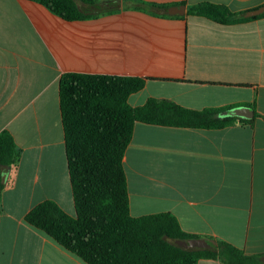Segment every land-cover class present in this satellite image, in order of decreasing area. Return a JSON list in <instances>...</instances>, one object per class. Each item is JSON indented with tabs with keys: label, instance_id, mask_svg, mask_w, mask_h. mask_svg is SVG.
Wrapping results in <instances>:
<instances>
[{
	"label": "crops",
	"instance_id": "crops-1",
	"mask_svg": "<svg viewBox=\"0 0 264 264\" xmlns=\"http://www.w3.org/2000/svg\"><path fill=\"white\" fill-rule=\"evenodd\" d=\"M96 1L99 16L69 22L33 1L0 0V134L22 151L1 195L0 264H85L25 221L47 200L76 216L60 108L65 73L147 79L133 107L150 98L197 111L254 106L252 125L136 123L123 163L133 217L170 213L188 234L264 255V17L221 25L188 14L201 3L246 14L264 0ZM126 1L186 13L166 18Z\"/></svg>",
	"mask_w": 264,
	"mask_h": 264
},
{
	"label": "trees",
	"instance_id": "trees-1",
	"mask_svg": "<svg viewBox=\"0 0 264 264\" xmlns=\"http://www.w3.org/2000/svg\"><path fill=\"white\" fill-rule=\"evenodd\" d=\"M39 3L65 21L99 16L96 0H28ZM114 6V2H109ZM125 6L153 15L168 14L171 5L126 1ZM115 7V6H114ZM188 14L221 25H234L264 17L246 18L224 5L201 3ZM147 79L110 75L65 73L60 78V108L65 147L76 216L66 213L56 202L44 201L34 207L25 221L45 233L85 264H199L202 259L223 264H264V255L248 256L237 247L217 240L212 249H183L176 241L197 239L184 232L170 213L133 217L123 159L136 123L188 128L223 129L235 123L253 124L254 118L224 116L238 107L184 108L173 101L150 98L138 107L129 103L131 95L143 90ZM22 151L13 136L0 134V213L3 177L17 167ZM211 240V239H208Z\"/></svg>",
	"mask_w": 264,
	"mask_h": 264
},
{
	"label": "water",
	"instance_id": "water-1",
	"mask_svg": "<svg viewBox=\"0 0 264 264\" xmlns=\"http://www.w3.org/2000/svg\"><path fill=\"white\" fill-rule=\"evenodd\" d=\"M186 7L184 5L174 6L169 9L168 14L171 16L174 15H185ZM264 14V6L247 12L244 16L246 18L257 17ZM222 117L224 116H235L243 119H252L254 117V111L249 107H238L233 110L225 111L221 114ZM6 177L4 176L2 181L5 182ZM176 244L183 249H212L213 247L217 246V242L215 240H208V239H191L188 241H176Z\"/></svg>",
	"mask_w": 264,
	"mask_h": 264
}]
</instances>
